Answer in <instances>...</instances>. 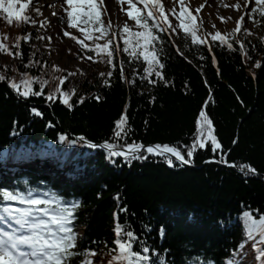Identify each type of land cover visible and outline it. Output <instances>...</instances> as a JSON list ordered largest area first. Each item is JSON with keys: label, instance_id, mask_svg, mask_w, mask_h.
I'll use <instances>...</instances> for the list:
<instances>
[{"label": "trees", "instance_id": "obj_1", "mask_svg": "<svg viewBox=\"0 0 264 264\" xmlns=\"http://www.w3.org/2000/svg\"><path fill=\"white\" fill-rule=\"evenodd\" d=\"M23 12L37 14L33 9ZM261 13H248L251 29L239 33L243 47L234 40H229L232 50L219 41L210 42L216 67L205 44L193 43L190 32L179 25L174 38L187 60L157 28L154 34L167 43L157 54L164 67L152 72L146 71L149 64L139 47L138 55L130 54L131 33L143 31L140 24L134 23L135 29L128 32L118 29L119 53L111 40L99 43L89 29L88 43L78 47L90 54L98 70L78 73L52 65L43 39L34 32L38 24L29 30L30 18L14 19L0 11V75L5 77L0 81V179H8L4 183L8 188L23 189L28 181L65 204L79 203L74 227L86 231L78 250L91 251L72 264H81L82 259L113 264L117 227L134 231V250L148 247L144 255L150 256L151 264H184L193 258L216 264H264V237L258 230L264 221ZM148 23L151 27L156 21L148 18ZM184 24L198 32L193 24ZM105 28L103 23L100 31ZM105 44L111 56L104 51ZM25 74L32 78L33 93L40 95L25 98L10 87L15 81L22 93ZM65 94L69 105L61 100ZM201 111L211 120L221 149L213 152L207 144L188 157L198 140ZM125 117L123 134L117 136V121ZM73 136L118 149L128 144H168L177 147L188 163L172 158L170 166L166 157L150 155L147 149L139 155L146 158L125 162L80 141L71 144ZM144 240L146 245L138 242ZM221 251H231L234 257L223 260L217 255Z\"/></svg>", "mask_w": 264, "mask_h": 264}, {"label": "snow or ice", "instance_id": "obj_2", "mask_svg": "<svg viewBox=\"0 0 264 264\" xmlns=\"http://www.w3.org/2000/svg\"><path fill=\"white\" fill-rule=\"evenodd\" d=\"M146 4L152 9L147 13V16H142L141 11L135 8L129 12V16L140 24L143 31L132 32L131 35L134 38V46L131 50V55H138L137 47L142 50V55L145 61H148L149 67L146 69L148 72L154 71L157 67L163 68L164 65L157 59L158 53L164 52L165 44L163 36L154 34L155 29H159L161 33L165 32L166 25L163 21H167V17L164 15V7L159 0H145ZM131 4V0H129ZM68 5L72 7V10L68 11L67 15L70 21L77 19V8L74 6V0H68ZM24 5L19 10L15 8V0H0V9L8 14V17L16 16L21 20L27 21L28 16L22 15ZM95 10L96 5H90ZM157 12L159 19H157ZM183 15V13H182ZM89 16H94L95 24H101L100 13L94 11L89 13ZM151 17L157 22L149 26L148 18ZM75 26V25H73ZM109 28L111 25L108 26ZM171 27V25H167ZM179 28H183L185 33L191 35V40L195 44L204 45L205 40L197 36L195 30H190L183 22L179 25ZM176 31V28L172 29ZM240 26L236 28V32H240ZM83 31V29H82ZM105 32L108 28L104 29ZM124 31L128 32L127 25L124 27ZM212 41H219L221 45H225L228 50L233 49V44L229 42L228 38L221 35L217 31L211 36ZM154 42H157L154 45ZM83 44L84 42L81 41ZM124 44L128 45L129 40L125 39ZM86 46V45H85ZM150 46L155 50L150 51ZM243 47V45H241ZM109 45H104V51L108 52V55H112V51H109ZM124 51H129L125 48ZM203 59V57H201ZM25 79L20 83L24 85L23 92L21 93L19 85L12 81L10 87L16 91L18 95H22L27 98L30 95H40L39 92L33 93L31 83L32 78L25 74ZM5 79L0 75V81ZM43 81L41 85L43 86ZM63 83V81H61ZM51 99V96L48 97ZM68 94H65L63 99L64 105H69ZM200 117V131L198 132V140L193 143L187 151V156L192 157L197 148H204L207 144L211 145V150L217 152L221 149V144L218 142L217 137L212 132V122L208 115L204 111L199 113ZM127 118H123L117 121V136L123 134V125L126 123ZM61 139H66L61 137ZM81 139H84L81 137ZM76 141H73L75 143ZM88 147L106 148L113 157H124L125 162L130 159H144L146 157L139 156L138 153L144 148L143 144H128V151L121 153L120 151H114L115 145L111 143H89ZM147 153L150 155L164 156L167 159V163L172 166L173 159L175 157L181 164L188 163L185 155L177 147L169 146L168 144L147 147ZM253 173L256 172L255 168H252ZM25 187L21 189L15 188H0V264H71L72 260L80 257H85L89 254V251L81 252L78 250L79 235L75 232L72 226L75 219L74 213L79 207V203L76 200H72L70 203L65 204L61 199L57 198L55 194L51 192H43L38 189L32 188L28 181L23 182ZM44 197H49L45 199ZM55 203L56 207L52 205ZM45 205V207H41ZM125 211H127L125 209ZM245 217L249 218V213L245 212ZM55 225L56 227H53ZM252 229L257 230L256 222L251 221ZM125 227H128L127 225ZM264 237V221H261L258 229ZM151 231V229H148ZM163 232V230H161ZM117 239L115 240V246H118V254L114 256L113 264L119 261V264H151L150 256L144 255L150 250L148 247H143L141 252L134 250V241H137V237L134 235V231H123L120 227L116 228ZM251 234V233H250ZM141 244L146 245L147 241H138ZM99 243V242H96ZM106 243V242H105ZM95 254V253H93ZM135 257V259H133ZM81 264H90L86 259L81 260ZM160 264H165L164 261H160Z\"/></svg>", "mask_w": 264, "mask_h": 264}, {"label": "rangeland", "instance_id": "obj_3", "mask_svg": "<svg viewBox=\"0 0 264 264\" xmlns=\"http://www.w3.org/2000/svg\"><path fill=\"white\" fill-rule=\"evenodd\" d=\"M170 1L171 6L175 7L177 12L181 11L180 0ZM185 3L192 9L196 16L200 33L208 39L217 31L228 39L236 38V28L239 25L243 28H249V22L245 15L252 8L260 4L262 0H184ZM26 4L33 3L38 5L41 10V16L37 17L36 21H44L46 27L39 29V36L43 37L46 47V55L53 61L55 67L61 70H76L79 72H89L94 67L92 59L89 55L84 56L75 51L74 47L69 45L67 36L77 35L71 25H59L57 16H60V8L62 0H15V8L17 3ZM105 7V18L110 25L117 27L119 25L131 26L129 14V3L127 0H103ZM63 30V34L60 32ZM82 28V27H81ZM72 50L75 54L65 51ZM62 101L64 95L61 96ZM209 163L219 164L216 161L209 160ZM233 168V166H230Z\"/></svg>", "mask_w": 264, "mask_h": 264}, {"label": "bare ground", "instance_id": "obj_4", "mask_svg": "<svg viewBox=\"0 0 264 264\" xmlns=\"http://www.w3.org/2000/svg\"><path fill=\"white\" fill-rule=\"evenodd\" d=\"M148 146H154V144H149ZM174 160H176L175 159V157H172ZM177 161V160H176ZM196 168L197 167H199V165L198 166H195ZM197 249H191V251L189 250V249H187V252H191V253H193V252H199V251H196ZM231 251H229V253H230ZM229 253H227V251H221V252H219L217 255H221V259H223V260H229V259H231V258H233L234 257V255H230ZM204 255V254H203ZM204 256H206V255H204ZM194 262H195V260H193Z\"/></svg>", "mask_w": 264, "mask_h": 264}, {"label": "water", "instance_id": "obj_5", "mask_svg": "<svg viewBox=\"0 0 264 264\" xmlns=\"http://www.w3.org/2000/svg\"><path fill=\"white\" fill-rule=\"evenodd\" d=\"M80 140H82L85 144H89V143H92V142H90V141H88V140H86V139H80ZM114 151H117L116 149H114ZM128 151V149H124V150H121V152H127Z\"/></svg>", "mask_w": 264, "mask_h": 264}]
</instances>
